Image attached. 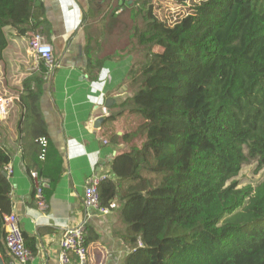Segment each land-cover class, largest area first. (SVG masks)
Segmentation results:
<instances>
[{
    "label": "trees",
    "instance_id": "obj_1",
    "mask_svg": "<svg viewBox=\"0 0 264 264\" xmlns=\"http://www.w3.org/2000/svg\"><path fill=\"white\" fill-rule=\"evenodd\" d=\"M167 1L182 0H141L142 24L130 13L128 45L116 42V53L133 57L124 78L133 93L118 107L142 123L113 136L127 147L99 183L100 206L121 205L132 250L123 264H264V180L240 189L231 182L245 162L264 167V0H196L173 25L155 14V3ZM44 14L42 0H0V61L4 28L24 36L46 28ZM47 72L40 62L18 101L19 124L38 147L40 138L48 143L37 157V174L45 170L50 182L45 199L62 172L39 111ZM10 161L0 146V256Z\"/></svg>",
    "mask_w": 264,
    "mask_h": 264
},
{
    "label": "crops",
    "instance_id": "obj_2",
    "mask_svg": "<svg viewBox=\"0 0 264 264\" xmlns=\"http://www.w3.org/2000/svg\"><path fill=\"white\" fill-rule=\"evenodd\" d=\"M42 3L46 28L24 36L4 28L7 46L0 61V94L19 100L22 82L39 74L40 62L29 52L28 43L33 33H41L53 48L56 67L52 76L42 77L45 83L39 111L50 145L62 160L61 176L44 198L45 209L38 207L30 178L31 172L38 173L39 147L28 136V125L19 124L18 101L0 121V146L11 156V212L19 218L25 246L33 252L27 264H58L62 232L85 218L82 201L86 180L91 175L112 178L111 162L127 147L113 136L121 137L142 119L120 112L118 107L133 93V87L124 81L133 57L116 53V42L121 40L122 48L124 41L128 45L125 19L131 13L129 4L121 0L97 6L94 0ZM91 10L95 11L93 17H86ZM87 43L91 44L90 64L85 54ZM99 118L103 120L96 128ZM45 173L42 170L37 175L47 191L50 182ZM111 207L107 214L90 211L85 235L90 264H123L132 251L125 241L126 226L118 199ZM8 259L6 252L0 256V264Z\"/></svg>",
    "mask_w": 264,
    "mask_h": 264
},
{
    "label": "built area",
    "instance_id": "obj_3",
    "mask_svg": "<svg viewBox=\"0 0 264 264\" xmlns=\"http://www.w3.org/2000/svg\"><path fill=\"white\" fill-rule=\"evenodd\" d=\"M127 4H131L134 0H122ZM29 52L39 61L42 62L47 69L46 77H50L51 71L56 67L53 48L46 41L41 33H33L28 43ZM15 101H19L18 97L0 94V121L7 118L9 111ZM46 138H40L38 145L40 147V160H44L47 150ZM8 176L12 174L11 168H5ZM30 178L34 182V198L38 207L45 209L44 198L42 195L41 181L36 172L30 173ZM107 176L91 175L85 182L83 191V209L85 218L77 225L66 228L59 240L58 264H90L87 246L84 243L86 235L87 222L90 218V211H96L100 214H107L108 209L100 206L98 186L99 183L107 179ZM4 246L8 253L9 259L6 264H27L32 258V252L25 246L24 238L19 227V218L14 212H10L4 216Z\"/></svg>",
    "mask_w": 264,
    "mask_h": 264
},
{
    "label": "rangeland",
    "instance_id": "obj_4",
    "mask_svg": "<svg viewBox=\"0 0 264 264\" xmlns=\"http://www.w3.org/2000/svg\"><path fill=\"white\" fill-rule=\"evenodd\" d=\"M195 2L196 0H182L181 2L167 1L162 3L156 2L155 14L159 19L165 21L168 25H173L175 22L179 21L181 18H183L184 16H186L191 12V9L195 4ZM128 6L131 9L133 18H135V22H137L139 25L142 24V20L138 16L141 9V0H134ZM157 51L159 50L157 49ZM127 84L128 86L131 85L130 79L127 80ZM263 180H264V167H262L260 170H257V163L251 160L245 162L242 165L240 172L235 178L231 180V182H235L237 184V188L240 189V188H245L247 186L255 187L259 182Z\"/></svg>",
    "mask_w": 264,
    "mask_h": 264
},
{
    "label": "water",
    "instance_id": "obj_5",
    "mask_svg": "<svg viewBox=\"0 0 264 264\" xmlns=\"http://www.w3.org/2000/svg\"><path fill=\"white\" fill-rule=\"evenodd\" d=\"M109 102V101H108ZM103 120V118H99V119H97V121H96V125H95V127L97 128V127H99V124H100V122ZM5 176L7 177L8 175L7 174H5Z\"/></svg>",
    "mask_w": 264,
    "mask_h": 264
}]
</instances>
